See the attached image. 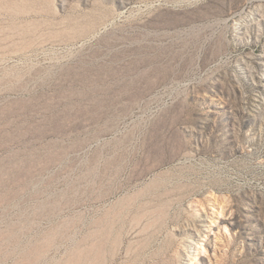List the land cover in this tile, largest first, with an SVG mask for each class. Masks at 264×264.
Segmentation results:
<instances>
[{
	"label": "rangeland",
	"instance_id": "obj_1",
	"mask_svg": "<svg viewBox=\"0 0 264 264\" xmlns=\"http://www.w3.org/2000/svg\"><path fill=\"white\" fill-rule=\"evenodd\" d=\"M0 264H264V0H0Z\"/></svg>",
	"mask_w": 264,
	"mask_h": 264
},
{
	"label": "bare ground",
	"instance_id": "obj_2",
	"mask_svg": "<svg viewBox=\"0 0 264 264\" xmlns=\"http://www.w3.org/2000/svg\"><path fill=\"white\" fill-rule=\"evenodd\" d=\"M198 235V234H197Z\"/></svg>",
	"mask_w": 264,
	"mask_h": 264
}]
</instances>
